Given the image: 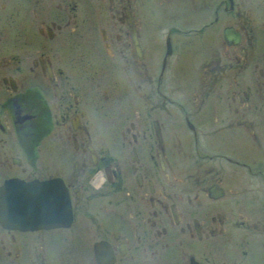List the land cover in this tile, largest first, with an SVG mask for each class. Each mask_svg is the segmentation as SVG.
<instances>
[{"label": "flooded vegetation", "instance_id": "obj_1", "mask_svg": "<svg viewBox=\"0 0 264 264\" xmlns=\"http://www.w3.org/2000/svg\"><path fill=\"white\" fill-rule=\"evenodd\" d=\"M56 177L0 264H264V0H0V186Z\"/></svg>", "mask_w": 264, "mask_h": 264}, {"label": "water", "instance_id": "obj_2", "mask_svg": "<svg viewBox=\"0 0 264 264\" xmlns=\"http://www.w3.org/2000/svg\"><path fill=\"white\" fill-rule=\"evenodd\" d=\"M70 215V202L60 178H9L0 186V221L6 226L57 225L66 223Z\"/></svg>", "mask_w": 264, "mask_h": 264}]
</instances>
